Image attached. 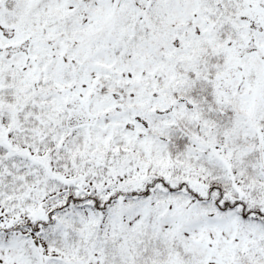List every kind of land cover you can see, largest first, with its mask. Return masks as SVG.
<instances>
[{
	"label": "snow or ice",
	"instance_id": "1",
	"mask_svg": "<svg viewBox=\"0 0 264 264\" xmlns=\"http://www.w3.org/2000/svg\"><path fill=\"white\" fill-rule=\"evenodd\" d=\"M0 264H264V0H0Z\"/></svg>",
	"mask_w": 264,
	"mask_h": 264
}]
</instances>
